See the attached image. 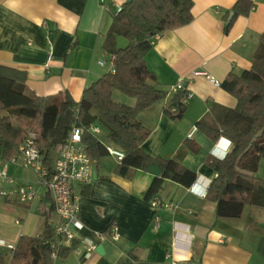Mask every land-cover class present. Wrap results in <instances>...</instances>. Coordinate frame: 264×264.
<instances>
[{
  "label": "crops",
  "instance_id": "0c3cea01",
  "mask_svg": "<svg viewBox=\"0 0 264 264\" xmlns=\"http://www.w3.org/2000/svg\"><path fill=\"white\" fill-rule=\"evenodd\" d=\"M126 1L107 0L104 9L99 0H0V72H23L27 95L80 102L85 89L111 73L113 56L103 44L117 8ZM191 1L192 21L152 40L146 67L155 77L151 84L167 96L138 113L136 121L149 131L140 144L147 156L173 160L197 179L190 187L166 180L147 201L151 181L161 175L158 167L149 172L131 169L120 177L114 173L119 165L114 156L95 161L92 182L75 187L81 229L73 231L80 243L67 259L56 255L50 264H264V210L244 207L240 219L220 220L216 204L205 198L215 178L206 158L223 160L232 146L224 139L213 142L198 129L191 134L199 122L219 127L235 109L236 99L220 85L228 75L238 76L251 68L264 32V0H249L253 3L249 15L237 17L227 32L229 21L224 16L237 0ZM115 42L120 50L127 45L122 37ZM194 71L206 72L217 85L202 76L192 78ZM179 79H184V91L178 93L183 96L181 103L185 94L191 99L183 104L182 117L174 121L164 110L173 103L175 95L169 90ZM112 100L128 107L136 103L119 91L112 93ZM8 160L2 159L0 147V173L36 185L31 170L9 165ZM251 176L264 180V160ZM9 189L0 179V193ZM47 193L39 190L31 204L0 195V249L5 251L6 264L12 258L27 259L32 242L41 235L49 204L40 201ZM153 199L159 202L157 209L150 205ZM166 204L172 208H165ZM111 228L117 230V240L96 238ZM86 240L102 246V254L94 251L85 256Z\"/></svg>",
  "mask_w": 264,
  "mask_h": 264
},
{
  "label": "trees",
  "instance_id": "16d2710c",
  "mask_svg": "<svg viewBox=\"0 0 264 264\" xmlns=\"http://www.w3.org/2000/svg\"><path fill=\"white\" fill-rule=\"evenodd\" d=\"M251 1L237 0L231 12L232 19L225 26L227 32L234 20L248 16ZM191 0H130L122 5L121 11L113 17L103 48L113 56V73H107L82 93L80 102L68 98L45 100L32 93L26 94L25 74L0 72V147L2 159L12 157L15 149L28 136L25 129L36 135L38 147L47 157L61 144L73 125L82 129V143L93 160L99 161L108 155V148L124 153V160L114 173L125 177L131 169L149 172L156 166L160 177L154 178L145 193L150 201L169 180L183 187H190L197 175L173 160L147 156L141 149L142 142L149 136L137 121V115L152 105L164 101L167 94L151 83L155 77L145 62V56L152 47V40L162 33L188 25L192 20ZM228 14V16H229ZM224 16V21L229 19ZM127 41L124 48L116 47V38ZM236 101L234 110L229 111L227 121L218 126L199 122L196 129L211 141L224 139L232 147L223 160L208 156L205 163L215 172L206 190L205 198L216 204L217 219H240L244 207L264 210V180L254 179L259 164L264 160V32L259 38L258 48L252 58L251 68L236 76L228 75L220 85ZM119 91L135 99V106L115 103L112 93ZM182 94H176L171 106L164 113L178 121L184 112ZM98 127L101 136H95L90 128ZM194 151H196L194 149ZM49 204V211L43 213V230L32 242L27 259L12 258L11 264H50L52 250L48 242L53 240V223L57 219L52 197L47 193L40 201ZM79 240L69 246L60 247L57 257L62 260L73 253ZM5 251L0 249V264H4Z\"/></svg>",
  "mask_w": 264,
  "mask_h": 264
},
{
  "label": "built area",
  "instance_id": "2783aa9c",
  "mask_svg": "<svg viewBox=\"0 0 264 264\" xmlns=\"http://www.w3.org/2000/svg\"><path fill=\"white\" fill-rule=\"evenodd\" d=\"M107 0H99L100 5L107 9ZM122 7L117 8V13ZM111 73L114 72L111 65ZM192 78L202 76L210 82L217 85L213 78L203 73V71H194ZM190 78V79H192ZM184 91V79H179L170 87L171 94H178ZM191 96L185 94L183 104H185ZM93 135L98 136L101 131L98 127L90 128ZM196 128L192 129L195 132ZM82 129L73 125L68 131L64 141L51 151L47 157L38 147L36 138L32 135L26 136L19 146L15 149L14 154L8 160V164L22 169L31 170L35 174V186L30 184L18 183L12 177H9L5 171L0 173V179L10 186L9 190H2L1 196H10L17 199L20 203L34 202L39 197V190H46L53 200L58 222L54 228V240L48 242L52 254L50 258H55L57 250L60 247H67L74 240L75 233L73 230L81 229L79 221V196L75 192L76 186H88L93 180V166L96 160L88 157L84 145L82 143ZM190 134V136H191ZM108 154L114 156L118 162L124 160V153L114 148H108ZM225 157V153L223 159ZM205 194V192H204ZM153 208L159 207V202L153 199L150 203ZM165 208H172L171 204H166ZM159 223L158 218L155 219V228ZM98 240H117L118 234L115 228L109 229L107 232L96 234ZM85 256H89L96 249V243L92 240L85 241ZM0 247H3L0 244ZM11 249V247H10Z\"/></svg>",
  "mask_w": 264,
  "mask_h": 264
},
{
  "label": "rangeland",
  "instance_id": "374dc122",
  "mask_svg": "<svg viewBox=\"0 0 264 264\" xmlns=\"http://www.w3.org/2000/svg\"><path fill=\"white\" fill-rule=\"evenodd\" d=\"M8 115H10L12 121L14 122V125L17 126V124H16V120H15V117H14L10 112L8 113ZM28 132L31 133L29 129H25V133H28ZM29 133H28V134H29ZM29 135H31V134H29ZM32 136H34L35 138H37L36 135L33 134V133H32ZM6 261H7V258L4 257V264H6Z\"/></svg>",
  "mask_w": 264,
  "mask_h": 264
},
{
  "label": "water",
  "instance_id": "95a60500",
  "mask_svg": "<svg viewBox=\"0 0 264 264\" xmlns=\"http://www.w3.org/2000/svg\"><path fill=\"white\" fill-rule=\"evenodd\" d=\"M129 1H130V0H127L126 3H128ZM232 17H233V14H230L228 21H230V20L232 19ZM94 175H95V174H94ZM95 251H96L97 253L102 254V246H98V247H96Z\"/></svg>",
  "mask_w": 264,
  "mask_h": 264
}]
</instances>
